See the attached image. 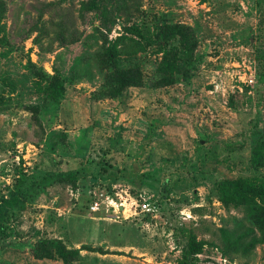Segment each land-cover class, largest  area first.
<instances>
[{
	"label": "rangeland",
	"instance_id": "rangeland-1",
	"mask_svg": "<svg viewBox=\"0 0 264 264\" xmlns=\"http://www.w3.org/2000/svg\"><path fill=\"white\" fill-rule=\"evenodd\" d=\"M87 1L0 0L10 43L0 44V195L20 172L77 173L75 188L53 180L14 212L12 246L0 251V264H177L188 230L218 243V228L243 217L221 204L215 184L256 172L249 134L264 127V0H137L149 16L190 25L202 59L188 81L155 87L160 54L148 48L122 62L140 64L144 84L104 99L93 96L103 81L102 39L114 40L142 16H117L103 27L83 11ZM29 59L68 78L59 102L37 90ZM95 198L100 208L92 210ZM119 203L124 213L115 212ZM39 238L106 253L38 259L29 246ZM197 257L198 264H264V244L233 259L205 245Z\"/></svg>",
	"mask_w": 264,
	"mask_h": 264
},
{
	"label": "trees",
	"instance_id": "trees-1",
	"mask_svg": "<svg viewBox=\"0 0 264 264\" xmlns=\"http://www.w3.org/2000/svg\"><path fill=\"white\" fill-rule=\"evenodd\" d=\"M82 9L93 11L103 27L113 24L117 16L130 17L134 13L142 16L139 23L124 27L125 33H121L114 40L108 41L106 37L102 39L101 48L96 54V64L103 74V81L99 89L93 92L96 99L116 98L127 87L143 85L145 77L141 65L134 63L136 65L123 66L122 62L126 58L131 60V57L139 52L144 53L148 48H153L160 54L153 74L155 87L169 86L179 79L188 81L201 62L202 56L195 53L198 37L190 25L171 22L164 13L149 16V13L141 9L137 0H88L83 3ZM3 15L4 5L0 2V44L6 46L10 43L6 38L5 26L1 23ZM34 41L37 42V38ZM27 67L35 77L37 90L43 94L44 100L59 102L64 95L68 78L56 69H53L52 74L43 71L30 59ZM28 108L34 115L37 114L39 105ZM249 142L248 161L257 172L264 168V127L255 126L249 134ZM104 155L107 162V152ZM42 172L41 175L20 172L7 193L0 195V251L12 246L7 238L15 232L9 223L14 212L32 200L40 188L53 180L67 181L75 188L77 173L74 170L48 169ZM256 172L249 176L216 181L218 200L226 209L241 210L243 217L232 218L233 227L218 228V243L197 239L192 230H188L177 264H198L197 255L204 250L205 245L214 246L220 255L233 259L237 255L252 256L255 247L264 244V175ZM29 247L35 258H60L65 263L80 258V251L83 249L106 253L100 247L88 245L71 248L61 239L55 238H39Z\"/></svg>",
	"mask_w": 264,
	"mask_h": 264
},
{
	"label": "built area",
	"instance_id": "built-area-1",
	"mask_svg": "<svg viewBox=\"0 0 264 264\" xmlns=\"http://www.w3.org/2000/svg\"><path fill=\"white\" fill-rule=\"evenodd\" d=\"M109 200V201H108ZM112 200V198L110 197V196H107L106 197V202H110ZM108 204H113L114 205V203H108ZM135 204H137L136 202H135ZM140 210H142V211H148L149 210V207H148V203H146V202H141L140 204ZM120 208V207H123V209H122V213H124V205L122 204V203H119V205L117 206V208ZM90 208L92 209V210H97V209H99L100 208V199L99 198H95L93 201H92V205L90 206ZM119 208H118V210H116L115 209V212H118L119 211Z\"/></svg>",
	"mask_w": 264,
	"mask_h": 264
}]
</instances>
